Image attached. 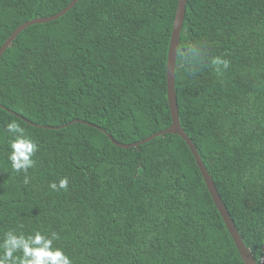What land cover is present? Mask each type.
<instances>
[{
  "label": "trees",
  "instance_id": "1",
  "mask_svg": "<svg viewBox=\"0 0 264 264\" xmlns=\"http://www.w3.org/2000/svg\"><path fill=\"white\" fill-rule=\"evenodd\" d=\"M70 1L0 0V46L22 23ZM176 6L79 0L23 29L2 53L0 238L10 229L55 232L73 264H244L179 135L122 148L106 134L128 144L170 126L166 61ZM186 42L230 61L217 76L207 66L189 73L176 57V101L182 128L260 262L264 0H187L178 48ZM13 120L38 146L27 173L8 160L14 136L5 126ZM63 177L67 190H51Z\"/></svg>",
  "mask_w": 264,
  "mask_h": 264
},
{
  "label": "clouds",
  "instance_id": "2",
  "mask_svg": "<svg viewBox=\"0 0 264 264\" xmlns=\"http://www.w3.org/2000/svg\"><path fill=\"white\" fill-rule=\"evenodd\" d=\"M170 55L179 57L186 71L193 72L200 66H207L217 76H222L229 68L230 61L221 55H214L209 48L201 42H186L184 46L177 48L173 44ZM6 131L14 136L10 141V153L8 160L13 171L27 173L34 167V154L38 146L32 139L24 134V129L15 120L9 122ZM27 177L25 183H27ZM49 187L53 191L67 190V177L51 182ZM58 235L53 232L44 234L41 231H33L31 234L17 232L14 229L7 230L0 238V264H73L65 252L55 246ZM264 253V250H261ZM19 254V255H17Z\"/></svg>",
  "mask_w": 264,
  "mask_h": 264
},
{
  "label": "water",
  "instance_id": "3",
  "mask_svg": "<svg viewBox=\"0 0 264 264\" xmlns=\"http://www.w3.org/2000/svg\"><path fill=\"white\" fill-rule=\"evenodd\" d=\"M79 0H71L66 7H64L62 10L57 12L56 14H53L51 16L47 17H35L32 19H29L28 21L22 23L16 29H14L10 35L6 38L4 43L0 46V56L2 53L6 50V48L10 45V43L13 41V39L26 27L32 25V24H38V23H46L50 22L52 20H55L59 18L60 16L64 15L67 11H69L75 3H77ZM186 3L187 0H177V6H176V11L174 15V20H173V25H172V30H171V35H170V40H169V47H168V52H167V61H166V87H167V100H168V106H169V111L171 115V124L168 128L157 131L148 137L133 142V143H120L116 141L114 138H112L108 133H106L104 130H102L100 127L96 126L97 128L101 129L104 133L107 134L109 137L110 141L115 144L118 147L122 148H134L139 146L140 144H143L152 138L159 136V135H164L167 133L171 134H176L179 135L187 144L194 160L195 163L202 175V178L204 180V183L211 195V198L213 200L214 205L216 206L218 212L220 213L223 222L239 252V255L243 261L244 264H264V256L260 260V262H257L253 255L251 254L250 250L248 247L245 245L241 235L239 234L232 218L229 215V212L227 211L220 195L218 194V191L215 187V184L213 182L212 176L209 174L195 144L193 143L192 139L188 136V134L185 132V130L182 128L180 119H179V113H178V106H177V101H176V91H175V64H176V57H172L170 55L171 48L173 44L176 42V47L178 48L179 40H180V35H181V30H182V25L185 17V10H186ZM15 114L14 112H12ZM16 116L26 120L24 117L15 114ZM28 121V120H26ZM75 122V121H72ZM31 123V122H29ZM71 123V122H70ZM87 123V122H86ZM32 125L38 126L37 124L31 123ZM69 124V123H68ZM91 126H95L94 124L89 123ZM47 128H54V127H47Z\"/></svg>",
  "mask_w": 264,
  "mask_h": 264
}]
</instances>
